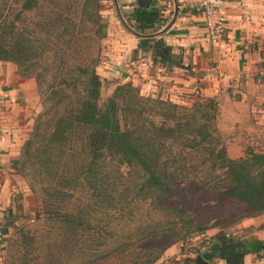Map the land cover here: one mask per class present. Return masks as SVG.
I'll return each mask as SVG.
<instances>
[{
  "label": "trees",
  "instance_id": "1",
  "mask_svg": "<svg viewBox=\"0 0 264 264\" xmlns=\"http://www.w3.org/2000/svg\"><path fill=\"white\" fill-rule=\"evenodd\" d=\"M158 1L124 18L155 64L187 69L163 38L145 36L163 16ZM101 10V0H0V63L34 80L43 105L17 169L36 197V223H9L16 230L4 264H156L213 229V258H264V241L226 232L264 215V153L229 157L215 98L185 105L126 83L103 103ZM186 187L231 209L207 215Z\"/></svg>",
  "mask_w": 264,
  "mask_h": 264
},
{
  "label": "crops",
  "instance_id": "2",
  "mask_svg": "<svg viewBox=\"0 0 264 264\" xmlns=\"http://www.w3.org/2000/svg\"><path fill=\"white\" fill-rule=\"evenodd\" d=\"M194 0H159L161 20L148 37L163 38L187 69L154 63L151 50L142 51L141 35L126 23L137 7L135 0H109L105 10L110 74L121 73L123 83L138 86L145 96L191 105L197 95L219 103L218 127L229 157L239 159L250 150L264 153V0H227L221 19L225 35L214 43L208 37L203 12ZM112 2L114 4H112ZM150 6V5H149ZM110 69H107V71ZM0 228L32 210L34 199L18 172L22 148L41 109L37 84L24 79L13 63H0ZM5 232H7L4 227ZM219 231L195 234L169 248L156 264H197L200 255L208 264H226L213 258L207 240ZM232 236L264 241V215L243 219L228 229ZM200 251V253H199ZM5 255L0 245V264ZM244 264H264L248 255Z\"/></svg>",
  "mask_w": 264,
  "mask_h": 264
},
{
  "label": "rangeland",
  "instance_id": "3",
  "mask_svg": "<svg viewBox=\"0 0 264 264\" xmlns=\"http://www.w3.org/2000/svg\"><path fill=\"white\" fill-rule=\"evenodd\" d=\"M101 4H102L101 12H102V15H103L104 19L106 20L107 34H108V23H107V19L105 18V16H106L105 10H107V8L111 5V2H109V0H101ZM112 4H114V3L112 2ZM121 15L123 16V19L125 20V18H124L125 14L122 13ZM125 22L128 23L126 20H125ZM107 40L108 39L106 37L105 39L100 41V49H101L102 61L98 65V67L96 69V71L100 75V77L102 79V83H103V88H102V102L103 103L106 101L107 97L110 96L113 93L114 89L116 88V86L118 84H126V83H128V82H126V83L122 82L121 73L116 72L112 76L110 74L111 68H106L108 66V61L111 59V58L109 59V55L111 54V51L109 50ZM107 69H110V70L107 71ZM37 91H38L39 97L41 98V90L38 88V86H37ZM40 101H41V99H40ZM42 112H43V105H42V102H41V109H40V111L38 113H36V116L34 117V126L36 124V121L38 120L39 115ZM21 177L25 181V183L27 185V188L29 189V192H31V194L33 196L34 204L32 205V210H30V208H27V212L25 214L17 216L15 221H14V219L10 220V222H8V226H9V223H11V224L12 223H16V226L26 225V226H29L32 229V228L35 227L34 225L36 223L35 220H36L37 201H36V197H35L34 193L30 189V181L28 180V178H25L23 175H21ZM186 188L187 189H182V192L186 193L185 196H190V197H193V198H197V199L193 200L194 207L196 209L198 208V209L204 211L207 215L215 213L217 216H220V215L223 216V215H225L227 213V210L231 209V207L228 204H227L228 205V209L227 210L224 209L223 207L220 208L219 204L221 202V198L217 197L216 195L209 194L206 191H199L198 192V191L192 189L191 187H186ZM215 207H218V208L215 209V210H210V211L208 210V208L212 209V208H215ZM220 212H221V214H219ZM11 224L8 227L9 229L7 230V232H5V230H4V227H6V226L5 225L2 226L5 238H4L3 242L0 243V245L3 246L5 259L7 258V251L9 249V247H10L9 246L10 245L9 244V240H12V239L15 238L14 235H15V230L16 229L14 227H12Z\"/></svg>",
  "mask_w": 264,
  "mask_h": 264
},
{
  "label": "built area",
  "instance_id": "4",
  "mask_svg": "<svg viewBox=\"0 0 264 264\" xmlns=\"http://www.w3.org/2000/svg\"><path fill=\"white\" fill-rule=\"evenodd\" d=\"M198 9L203 12L206 22L208 37L214 43L221 41L225 35V27L221 19L222 9L228 4L227 0H194ZM5 100V96L0 90V102ZM5 238L4 231L0 228V243Z\"/></svg>",
  "mask_w": 264,
  "mask_h": 264
},
{
  "label": "water",
  "instance_id": "5",
  "mask_svg": "<svg viewBox=\"0 0 264 264\" xmlns=\"http://www.w3.org/2000/svg\"><path fill=\"white\" fill-rule=\"evenodd\" d=\"M138 7L146 9L149 7L152 0H135ZM197 264H208L200 255L197 257Z\"/></svg>",
  "mask_w": 264,
  "mask_h": 264
}]
</instances>
